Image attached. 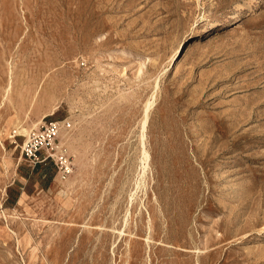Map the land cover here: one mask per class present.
<instances>
[{
  "label": "rangeland",
  "instance_id": "1",
  "mask_svg": "<svg viewBox=\"0 0 264 264\" xmlns=\"http://www.w3.org/2000/svg\"><path fill=\"white\" fill-rule=\"evenodd\" d=\"M0 264H264V0H0Z\"/></svg>",
  "mask_w": 264,
  "mask_h": 264
},
{
  "label": "built area",
  "instance_id": "2",
  "mask_svg": "<svg viewBox=\"0 0 264 264\" xmlns=\"http://www.w3.org/2000/svg\"><path fill=\"white\" fill-rule=\"evenodd\" d=\"M63 127L62 121L52 120L45 122L39 129L32 131L22 147L25 158L33 162V165L46 160L47 157L42 156L44 149L54 144Z\"/></svg>",
  "mask_w": 264,
  "mask_h": 264
},
{
  "label": "bare ground",
  "instance_id": "3",
  "mask_svg": "<svg viewBox=\"0 0 264 264\" xmlns=\"http://www.w3.org/2000/svg\"><path fill=\"white\" fill-rule=\"evenodd\" d=\"M238 15H239V14H238ZM139 69H140V68H139ZM8 83H9V82H8ZM7 87H8V86H7ZM6 89H7V88H6ZM148 104H149V103H148ZM148 104H147V105H148ZM149 105L151 106V104H149ZM146 107H147V106H146ZM148 107H149V106H148ZM144 123H146V122H144ZM143 126H144V125H143ZM145 156H146V159H147V153H146V152H145ZM144 158H145V157H144ZM146 159H145V160H146ZM144 164H145V163H144Z\"/></svg>",
  "mask_w": 264,
  "mask_h": 264
},
{
  "label": "trees",
  "instance_id": "4",
  "mask_svg": "<svg viewBox=\"0 0 264 264\" xmlns=\"http://www.w3.org/2000/svg\"><path fill=\"white\" fill-rule=\"evenodd\" d=\"M41 163H36L35 165H33V166H38V165H40Z\"/></svg>",
  "mask_w": 264,
  "mask_h": 264
}]
</instances>
